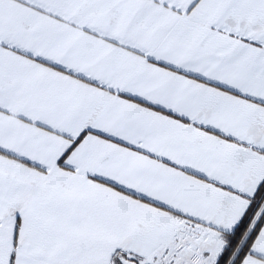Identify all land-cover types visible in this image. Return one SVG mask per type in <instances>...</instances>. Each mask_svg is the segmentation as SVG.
Here are the masks:
<instances>
[{"label": "snow or ice", "instance_id": "obj_1", "mask_svg": "<svg viewBox=\"0 0 264 264\" xmlns=\"http://www.w3.org/2000/svg\"><path fill=\"white\" fill-rule=\"evenodd\" d=\"M0 264H264V0H0Z\"/></svg>", "mask_w": 264, "mask_h": 264}]
</instances>
